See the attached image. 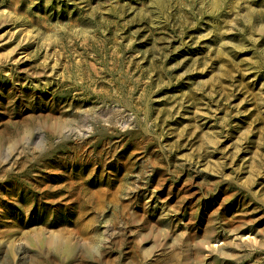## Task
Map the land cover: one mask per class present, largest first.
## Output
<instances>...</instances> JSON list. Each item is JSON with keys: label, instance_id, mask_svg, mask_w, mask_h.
<instances>
[{"label": "rangeland", "instance_id": "1", "mask_svg": "<svg viewBox=\"0 0 264 264\" xmlns=\"http://www.w3.org/2000/svg\"><path fill=\"white\" fill-rule=\"evenodd\" d=\"M0 264H264V0H0Z\"/></svg>", "mask_w": 264, "mask_h": 264}]
</instances>
